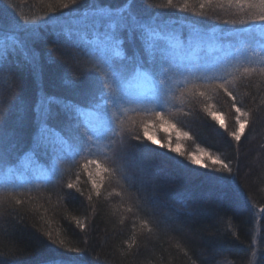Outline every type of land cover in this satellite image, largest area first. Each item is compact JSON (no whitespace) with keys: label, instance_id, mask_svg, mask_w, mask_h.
Listing matches in <instances>:
<instances>
[{"label":"trees","instance_id":"1","mask_svg":"<svg viewBox=\"0 0 264 264\" xmlns=\"http://www.w3.org/2000/svg\"><path fill=\"white\" fill-rule=\"evenodd\" d=\"M122 3L103 0L106 7ZM144 3L150 6L145 17L158 16L169 27L175 70L162 101L120 103L110 89L108 112L113 126L122 129L119 136L97 134L100 138L89 144L80 139L82 129H65L61 116L57 127L68 143L61 144L60 153H33L37 106L44 97L84 105L83 93L96 73L110 77L95 36L79 23L84 12L73 11L87 9L88 0L75 5L70 0H0L6 34L10 25L27 21L29 27L39 26L43 37L34 45L38 71L21 51L0 66V108L7 113L0 122V155L6 160L0 165V264H39L53 248L83 256L87 264H264V76L244 74L245 67L259 66L261 56L241 44L242 34L253 27L259 34L260 25L240 24L234 6L213 3L201 9V0ZM57 16L63 19L46 26ZM188 41L198 49L191 58L176 46ZM125 48L129 54L134 50ZM221 76L231 81L236 106L248 113L240 117L249 123L238 144L230 135L238 127L232 99L205 84ZM134 91L146 101L152 98L151 90ZM158 110L163 120L153 115ZM144 126L158 138L151 145L154 152L143 148L151 144ZM30 153L44 176L22 171L14 176ZM193 156L199 163H192ZM233 174L238 187L209 179Z\"/></svg>","mask_w":264,"mask_h":264},{"label":"snow or ice","instance_id":"2","mask_svg":"<svg viewBox=\"0 0 264 264\" xmlns=\"http://www.w3.org/2000/svg\"><path fill=\"white\" fill-rule=\"evenodd\" d=\"M70 3L75 5L77 0H70ZM218 4L221 7L232 8L240 13L239 23L243 25L259 24V34L256 28H249L247 32L242 34L241 44L251 50L256 55L261 56V61L258 67H245L243 72L245 75L258 73L264 76V0H201L200 8L205 5ZM172 4V0H168V5ZM141 5H144L142 8ZM65 8L68 4L64 5ZM150 7L144 3V0H123L119 7L105 6L103 0H88L87 9L74 8L73 11L84 12L82 18H78L79 23L86 34H92L96 38V52L105 67V72L108 77L101 76L96 73L95 79L90 82L88 88L83 95L87 98V104L81 105L70 100H65L62 97L46 96L37 106V113L40 120L37 133L34 138L33 153L37 150H48L55 152L58 144H66L67 140L63 138L62 131L57 124L61 123L60 117H64L63 127L68 129L74 127L82 129L81 137L89 144L94 139H99L97 134L112 133L113 136H119L122 132L121 128L113 126V120L108 112L110 103L109 90L113 93H118L120 103H139L145 102L158 103L162 101L166 95V85L171 78L174 66L172 57L169 52V37L167 35L169 27L166 22L161 23L158 16L145 17L143 12ZM188 4L185 3L182 10L186 11ZM253 10L255 12L253 13ZM91 13V15H89ZM3 14V8L0 7V15ZM200 15H203L201 11ZM63 19L62 16H57L46 21L48 24L57 25ZM225 23H232L225 21ZM80 29L78 28L77 31ZM39 26L29 27L28 22L16 23L10 25L7 34L4 26L0 23V66L3 65L14 52L21 51L24 54L25 62L30 65L33 70L38 71L40 66V54L36 51L34 45L43 39ZM139 44V50H135V46ZM125 45L132 47L134 50L129 54ZM51 60V54L49 56ZM211 71V69H208ZM140 78H143L151 85L152 98L147 100L135 93V87ZM69 88L75 89L74 81L66 80L64 82ZM231 81L224 77H209L205 80V84L209 87L222 89L228 97L233 101V108L236 113V123L238 127L230 133L231 137L237 142H240L244 135L245 129L249 123L247 119L241 120V116H247L235 104L236 97L230 90ZM204 95L203 92L200 93ZM115 106V101H112ZM6 112L0 108V122L6 116ZM153 115L161 120L164 119L163 111H154ZM213 119H218L215 113H209ZM55 121L56 123H49ZM221 127H224L221 124ZM144 136L151 141V144L143 145L146 151L154 152L156 149L151 145L157 143L151 136L148 135L147 126L143 129ZM4 139V131L0 126V144ZM134 139L140 140L137 135ZM139 147V146H137ZM163 147V145H161ZM178 151V149H172ZM192 163L196 164L199 161L196 157H192ZM96 163L97 161H89ZM5 158L0 155V165L5 164ZM182 163V161H181ZM223 168L228 173L232 174V169L228 164L224 163ZM239 165H237V170ZM12 169L9 167L5 173V181L8 182V173ZM107 171V169H104ZM212 181L218 182L222 187H238L236 183V175L230 177L225 176H209ZM93 186H96V181H92ZM69 188L73 185L69 184ZM99 195V193H97ZM225 195H228L225 192ZM261 211H264L262 209ZM50 236V234H49ZM63 244V241H60ZM68 251H77L68 249ZM39 264H87L86 258L83 256H69L59 249L53 248L50 253L43 257Z\"/></svg>","mask_w":264,"mask_h":264},{"label":"rangeland","instance_id":"3","mask_svg":"<svg viewBox=\"0 0 264 264\" xmlns=\"http://www.w3.org/2000/svg\"><path fill=\"white\" fill-rule=\"evenodd\" d=\"M194 44L197 43V42H193ZM176 46L183 50L184 52V55L188 58H191L194 56V54L198 51V49H194L192 48L191 46V41H188L187 43H182V42H177L176 43ZM208 46V45H206ZM199 50H202V47L199 49ZM136 88L140 91H150L151 90V85L145 81L143 78H140L136 84ZM69 131V130H68ZM166 131V129L164 130ZM151 137L158 141V138L155 137V136H152ZM63 147V145L61 144H58V146L56 147V150L55 152H52V153H60V149ZM51 152V151H49ZM36 161L34 160V156H33V153H30L29 155V158L27 160H25L24 162H22V164L18 167L19 169L16 170V172L14 173V176L15 174L17 176H19V172L22 171V173L24 174H27V175H33V176H37V177H40V176H44L45 172L40 169L38 167V165H36ZM221 264H229L228 262H224V263H221Z\"/></svg>","mask_w":264,"mask_h":264}]
</instances>
